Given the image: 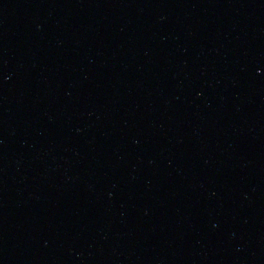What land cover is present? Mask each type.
<instances>
[{"label":"water","instance_id":"water-1","mask_svg":"<svg viewBox=\"0 0 264 264\" xmlns=\"http://www.w3.org/2000/svg\"><path fill=\"white\" fill-rule=\"evenodd\" d=\"M0 264H264V0H0Z\"/></svg>","mask_w":264,"mask_h":264}]
</instances>
